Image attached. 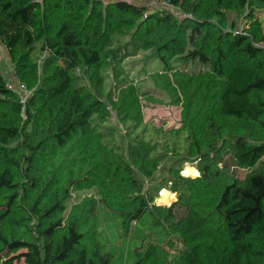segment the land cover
<instances>
[{
  "label": "trees",
  "instance_id": "trees-1",
  "mask_svg": "<svg viewBox=\"0 0 264 264\" xmlns=\"http://www.w3.org/2000/svg\"><path fill=\"white\" fill-rule=\"evenodd\" d=\"M158 1L0 0L6 62L33 89L22 104L0 70V264H111L100 207L125 234L147 212L164 227L137 264H264V0ZM140 52L178 128L144 120Z\"/></svg>",
  "mask_w": 264,
  "mask_h": 264
},
{
  "label": "rangeland",
  "instance_id": "rangeland-1",
  "mask_svg": "<svg viewBox=\"0 0 264 264\" xmlns=\"http://www.w3.org/2000/svg\"><path fill=\"white\" fill-rule=\"evenodd\" d=\"M264 26V15L262 16ZM3 46L0 45V49ZM1 49L4 62L8 61L6 52ZM144 53L140 52L139 55L129 58L126 61V69L132 75L134 82H136L141 91L146 95L141 97L143 104L144 120L147 123H151L159 128L171 129L178 128L181 120V105L173 104L168 95L162 92L159 88H156L151 81L150 74L155 70L161 68V64L158 60H154L147 63L144 69V65H141ZM150 97V98H147ZM185 136V133L183 134ZM187 165L193 166L192 163H185L181 175L185 173V177L196 178L194 176H186L191 173L186 172L185 167ZM199 172V171H198ZM244 172L241 173V176ZM173 195L172 199L167 200L165 203L160 204L162 206H170L177 200V194L172 192L168 188H165ZM164 190L159 192V197L156 202L159 203V199H166L168 196ZM164 192V193H163ZM84 192H74L71 202L78 199ZM160 193L161 196H160ZM172 201L169 205V203ZM70 202V203H71ZM97 239L99 243L104 247V250L112 255L111 264H136V250L144 242H154L156 244H163L166 241L167 234L162 225H158L154 222L150 212H147L139 220L132 224L129 233H123L121 229V220L116 213L105 210L103 207L98 209L97 213ZM20 264V263H19Z\"/></svg>",
  "mask_w": 264,
  "mask_h": 264
},
{
  "label": "built area",
  "instance_id": "built-area-1",
  "mask_svg": "<svg viewBox=\"0 0 264 264\" xmlns=\"http://www.w3.org/2000/svg\"><path fill=\"white\" fill-rule=\"evenodd\" d=\"M36 1L42 2L43 0H36ZM157 4H159V1ZM165 5L166 4H164V3L160 4L161 7L162 6L165 7ZM260 46L264 47V44H261ZM3 52H5V50H3ZM0 70L5 75H11V77L8 78L7 87H8V89L12 90L14 93H16L18 95L20 102L22 104H25L27 102V100L29 99V97L32 95L33 89H29L24 82L17 81L15 78L12 77L13 70L11 69V66H9L7 64V62H4L1 52H0ZM169 184H171V183H169Z\"/></svg>",
  "mask_w": 264,
  "mask_h": 264
},
{
  "label": "crops",
  "instance_id": "crops-1",
  "mask_svg": "<svg viewBox=\"0 0 264 264\" xmlns=\"http://www.w3.org/2000/svg\"><path fill=\"white\" fill-rule=\"evenodd\" d=\"M105 1H111V0H105ZM135 4H145V5H151L152 7L158 6V0H128Z\"/></svg>",
  "mask_w": 264,
  "mask_h": 264
},
{
  "label": "bare ground",
  "instance_id": "bare-ground-1",
  "mask_svg": "<svg viewBox=\"0 0 264 264\" xmlns=\"http://www.w3.org/2000/svg\"><path fill=\"white\" fill-rule=\"evenodd\" d=\"M185 169H186V172H188V173H191L192 171H194V167L193 166H190V165H187L186 167H185ZM192 174H194V173H192ZM184 175H185V173H184ZM186 176H189V175H186ZM164 190V189H163ZM162 190V191H163ZM164 192H167V195L166 196H169V192L167 191V190H164ZM163 192V193H164ZM162 194V193H161ZM160 200V199H159Z\"/></svg>",
  "mask_w": 264,
  "mask_h": 264
},
{
  "label": "water",
  "instance_id": "water-1",
  "mask_svg": "<svg viewBox=\"0 0 264 264\" xmlns=\"http://www.w3.org/2000/svg\"><path fill=\"white\" fill-rule=\"evenodd\" d=\"M156 204H158L159 205V203L158 202H156ZM137 264V263H136Z\"/></svg>",
  "mask_w": 264,
  "mask_h": 264
}]
</instances>
